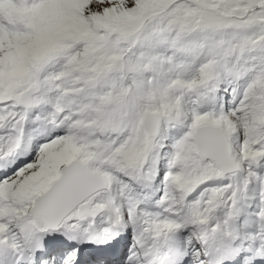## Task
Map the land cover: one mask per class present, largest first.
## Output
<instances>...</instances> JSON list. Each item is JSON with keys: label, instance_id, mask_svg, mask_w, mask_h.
<instances>
[{"label": "snow or ice", "instance_id": "snow-or-ice-1", "mask_svg": "<svg viewBox=\"0 0 264 264\" xmlns=\"http://www.w3.org/2000/svg\"><path fill=\"white\" fill-rule=\"evenodd\" d=\"M0 264H264V0H0Z\"/></svg>", "mask_w": 264, "mask_h": 264}]
</instances>
